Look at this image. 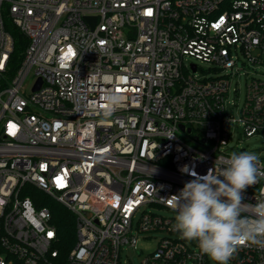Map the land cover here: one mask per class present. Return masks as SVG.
Returning a JSON list of instances; mask_svg holds the SVG:
<instances>
[{"label": "built area", "instance_id": "obj_1", "mask_svg": "<svg viewBox=\"0 0 264 264\" xmlns=\"http://www.w3.org/2000/svg\"><path fill=\"white\" fill-rule=\"evenodd\" d=\"M5 17L29 41L14 71ZM260 67L264 0H0V264H122L141 239L156 243L142 264H212L173 230L168 198L226 166L239 124L264 133L262 80L248 78L238 118L228 110L233 79ZM113 91L123 103L104 119ZM34 189L74 215L68 253ZM242 195L264 200V177ZM230 262L264 264V249Z\"/></svg>", "mask_w": 264, "mask_h": 264}, {"label": "clouds", "instance_id": "obj_2", "mask_svg": "<svg viewBox=\"0 0 264 264\" xmlns=\"http://www.w3.org/2000/svg\"><path fill=\"white\" fill-rule=\"evenodd\" d=\"M123 99L114 91L107 93L99 115L111 117ZM225 163L218 174L211 168L203 176L193 173L195 178L168 198L176 212L173 230L183 240L196 241L200 253L215 264H229L242 245L264 249V200L247 204L242 195L264 177L259 157L248 151L232 152Z\"/></svg>", "mask_w": 264, "mask_h": 264}, {"label": "rangeland", "instance_id": "obj_3", "mask_svg": "<svg viewBox=\"0 0 264 264\" xmlns=\"http://www.w3.org/2000/svg\"><path fill=\"white\" fill-rule=\"evenodd\" d=\"M190 63H195L200 66L201 69L207 71L211 68V66L207 63H201L196 60H193L192 58L188 59ZM200 74V73H199ZM201 75V74H200ZM254 76L264 82V67L260 68H251V69H244L240 72L238 76H236L230 86L229 91V101L232 104H229L228 110L229 114L232 116V118H238L239 117V111L244 106L245 100H246V92H247V81L248 78ZM239 88V90H237ZM234 103H236V107H234L232 111V107L234 106ZM240 129L242 128L241 124H239ZM239 127H235L234 136L231 142L228 145V150L230 154L232 152H241V151H248L251 153H255L259 159L264 158V133L260 135L253 136L251 138H245L239 133ZM191 145H194L198 147L201 150H205L207 148L206 145L203 144H197L196 142H190ZM149 211H156L161 215L164 216H173L171 211L168 209H157V208H148ZM139 217L135 220V224L137 223ZM135 231V230H134ZM152 237L155 238H161L164 236L163 233H154L151 234ZM155 240L153 241H146L141 239L139 244L136 248H128L125 247L122 250L121 253V263L122 264H142V256L144 254H147L151 252L155 248ZM212 264H215L214 261L211 260ZM229 264H232L229 261Z\"/></svg>", "mask_w": 264, "mask_h": 264}, {"label": "trees", "instance_id": "obj_4", "mask_svg": "<svg viewBox=\"0 0 264 264\" xmlns=\"http://www.w3.org/2000/svg\"><path fill=\"white\" fill-rule=\"evenodd\" d=\"M4 24L7 32L14 39V51L11 58V64L14 71L18 67V64H20L29 41L9 18H4ZM27 195L34 200L38 209L46 208L50 211L52 215L51 223L55 226L58 234L57 247L63 254L68 253L74 247L76 242V222L74 215L58 202L47 197L36 189Z\"/></svg>", "mask_w": 264, "mask_h": 264}, {"label": "snow or ice", "instance_id": "obj_5", "mask_svg": "<svg viewBox=\"0 0 264 264\" xmlns=\"http://www.w3.org/2000/svg\"><path fill=\"white\" fill-rule=\"evenodd\" d=\"M49 235L51 236L52 234H51V233H49Z\"/></svg>", "mask_w": 264, "mask_h": 264}]
</instances>
